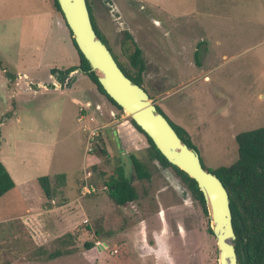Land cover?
I'll use <instances>...</instances> for the list:
<instances>
[{
  "label": "rangeland",
  "instance_id": "1",
  "mask_svg": "<svg viewBox=\"0 0 264 264\" xmlns=\"http://www.w3.org/2000/svg\"><path fill=\"white\" fill-rule=\"evenodd\" d=\"M110 3L92 6L91 15L115 60L135 75L128 32L141 51L142 87L151 92L161 72L187 83L170 99L188 93V103L202 115L195 143L201 164L213 170L233 162L234 135L264 124V0ZM14 15L0 17V161L15 183L0 196V264H217L208 217L174 171L148 157V143L126 112L113 107L114 123L100 129L98 148L83 157L86 129L76 122V105L14 80L17 69L30 66L32 35L30 20L22 23ZM72 56L74 50L65 47L59 59ZM45 74L41 68L33 77L43 80ZM68 77L74 78L70 72ZM101 116L109 120L104 109ZM111 130L121 132L118 145ZM129 154L143 163L147 179L135 177ZM83 164L98 187L121 166L136 198L116 205L105 189L79 196ZM58 173L74 177L72 193L53 190L46 198L41 191L37 200V177ZM51 206L52 213L41 212ZM30 208L40 212L30 216Z\"/></svg>",
  "mask_w": 264,
  "mask_h": 264
},
{
  "label": "trees",
  "instance_id": "2",
  "mask_svg": "<svg viewBox=\"0 0 264 264\" xmlns=\"http://www.w3.org/2000/svg\"><path fill=\"white\" fill-rule=\"evenodd\" d=\"M51 2L53 7L61 15L56 0H51ZM87 11L93 31L96 36L106 44L94 25L91 11L88 7ZM68 32L72 46L77 54V64L68 66L64 69L50 68V73L55 76L60 85L64 86L68 85L72 80V78L68 77V73L73 70L79 71L95 85L96 89L103 94L115 108L121 109L104 93L97 81L95 73L90 70L87 61L77 50L69 30ZM125 34L127 35L126 43L129 44V48L126 51L129 58V64L137 69L136 73L134 76H131L119 65V63H117V65L125 76H127L133 83L141 86V71L144 65L143 60L140 57L141 51L128 32H125ZM156 110L164 116L158 107H156ZM129 122L136 131L140 132L145 137L148 143V157L156 160L163 167L171 168L184 184L190 196L199 204L202 213L207 216L203 196L198 190L195 181L187 176L182 170L167 162V160L155 148L150 138L130 118ZM169 124L182 142H184L189 148L196 150L182 128L171 122H169ZM234 140L236 143L237 154L233 162L228 165H219L213 170L202 164L201 165L204 169L211 171L219 178L227 192L231 226L235 235L233 243L237 264H264V124L257 128L237 132L234 135ZM98 143L99 137L97 143L93 145L92 153L98 148ZM102 152L104 153L103 150ZM129 158L135 177L137 179H147L149 173L145 170L143 163L136 158L134 154H129ZM37 181L44 196L50 198L51 191L48 177L39 176L37 177ZM104 185L106 186L107 196L116 205H124L126 202L132 201L136 198V191L130 184L129 180L125 177L121 166L116 167L115 175H110L104 182ZM13 186L14 182L11 176L0 161V196ZM208 229L211 232V229ZM85 246L89 247L91 244L85 243Z\"/></svg>",
  "mask_w": 264,
  "mask_h": 264
},
{
  "label": "crops",
  "instance_id": "3",
  "mask_svg": "<svg viewBox=\"0 0 264 264\" xmlns=\"http://www.w3.org/2000/svg\"><path fill=\"white\" fill-rule=\"evenodd\" d=\"M10 15H14L16 19H20L22 23L30 20V29L32 31V35L30 37V66L17 69L14 80L23 79V82L26 83L27 86H31L30 89L32 92H36L38 89L43 91L50 90L62 94V96L66 97L69 102L76 105V122H80V129H86V133L87 130L92 127L100 126L101 128H105V126L114 123L115 120L109 119V117H113L114 106L111 105L112 107H109L106 104L109 101L96 89L95 85L84 74L77 70L71 71L70 75L74 78L68 85L63 86L60 85L55 76L50 73V68L64 69L68 66L77 64L76 51L72 46L69 37L70 35H68V28L60 13L53 7L51 0H0L1 20H7L11 17ZM20 21L18 22L19 25ZM34 34H36L37 37H34ZM68 41L71 46L66 44ZM65 47L66 51L71 48L74 50V57L72 56V60L68 62H61L59 57L61 54H64ZM41 68H44L46 74L43 80H38L33 77V74ZM204 78L207 77L204 76ZM171 80L172 81H169L161 72L160 74H156V85L151 87V92H149L145 87L143 88L146 90L148 96L153 94V104L160 109L168 121L182 128L187 134L192 145L197 148L195 143L198 142L199 139L196 138L199 136L200 130H202V115L199 110L188 103V99H190L188 93H184L183 99L179 101L174 102L170 99V97L181 93L187 87V83L181 84L179 81H176L175 77L174 80ZM169 82H171L170 85ZM103 109L107 112V117L109 119L104 122L101 116L103 115ZM185 110L188 111L185 112ZM113 131H115V134ZM117 131L118 130L110 131L111 137L113 138V141L116 142V145H118V142L115 137L118 139L121 133ZM107 140L108 139L106 138V143L104 144L106 147ZM82 166H84V164ZM58 174L59 177H56ZM58 174L45 175L48 177L51 193L53 190H58L60 195H70L72 193L71 186L73 184L74 177L67 178V176L63 173ZM32 180L37 183L36 179L34 180V178H32ZM31 189L32 188L30 187V192L32 191ZM33 190V195L37 197L38 200L42 190L39 189L36 184H34ZM66 202L69 201L67 200ZM65 204L66 203L64 202L58 205L57 208L63 207ZM54 210H56V207L51 206L49 208L42 209L41 212L46 211L48 213H52ZM38 212L40 211H33L30 208V216H33Z\"/></svg>",
  "mask_w": 264,
  "mask_h": 264
},
{
  "label": "water",
  "instance_id": "4",
  "mask_svg": "<svg viewBox=\"0 0 264 264\" xmlns=\"http://www.w3.org/2000/svg\"><path fill=\"white\" fill-rule=\"evenodd\" d=\"M56 2L77 50L95 73L104 93L150 138L167 162L195 181L215 238L217 264H237L229 199L219 178L202 167L198 152L181 141L168 120L156 110L146 90L124 75L107 46L93 31L85 0Z\"/></svg>",
  "mask_w": 264,
  "mask_h": 264
},
{
  "label": "built area",
  "instance_id": "5",
  "mask_svg": "<svg viewBox=\"0 0 264 264\" xmlns=\"http://www.w3.org/2000/svg\"><path fill=\"white\" fill-rule=\"evenodd\" d=\"M100 126H95L87 130L85 143H84V154L88 155L92 152L93 145L97 143V139L100 135ZM84 165L81 168V176H80V187H79V196H85L88 194L95 193L98 189H105L106 186L102 184L100 187L96 186L93 182H91V171L86 168ZM51 202H53L51 200Z\"/></svg>",
  "mask_w": 264,
  "mask_h": 264
},
{
  "label": "flooded vegetation",
  "instance_id": "6",
  "mask_svg": "<svg viewBox=\"0 0 264 264\" xmlns=\"http://www.w3.org/2000/svg\"><path fill=\"white\" fill-rule=\"evenodd\" d=\"M110 1L111 0H85V3H86V7H88L90 9V11H91L92 6H94L95 8H98V7L102 6V5H106L107 7H110L111 6ZM107 48L109 49L108 46H107ZM109 51L111 52L110 49H109ZM112 56H113V54H112ZM114 59H116V58L114 57ZM115 61H116V63H118L117 60H115Z\"/></svg>",
  "mask_w": 264,
  "mask_h": 264
}]
</instances>
